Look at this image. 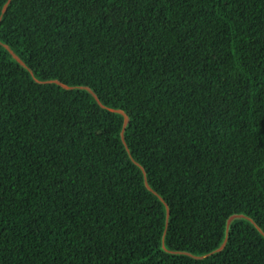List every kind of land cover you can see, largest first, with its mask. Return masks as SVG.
<instances>
[{
	"label": "trees",
	"instance_id": "obj_1",
	"mask_svg": "<svg viewBox=\"0 0 264 264\" xmlns=\"http://www.w3.org/2000/svg\"><path fill=\"white\" fill-rule=\"evenodd\" d=\"M0 264H264V0H0Z\"/></svg>",
	"mask_w": 264,
	"mask_h": 264
},
{
	"label": "water",
	"instance_id": "obj_2",
	"mask_svg": "<svg viewBox=\"0 0 264 264\" xmlns=\"http://www.w3.org/2000/svg\"><path fill=\"white\" fill-rule=\"evenodd\" d=\"M127 120V118L125 117V121Z\"/></svg>",
	"mask_w": 264,
	"mask_h": 264
},
{
	"label": "rangeland",
	"instance_id": "obj_3",
	"mask_svg": "<svg viewBox=\"0 0 264 264\" xmlns=\"http://www.w3.org/2000/svg\"><path fill=\"white\" fill-rule=\"evenodd\" d=\"M232 218V217H231Z\"/></svg>",
	"mask_w": 264,
	"mask_h": 264
}]
</instances>
